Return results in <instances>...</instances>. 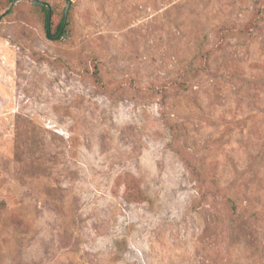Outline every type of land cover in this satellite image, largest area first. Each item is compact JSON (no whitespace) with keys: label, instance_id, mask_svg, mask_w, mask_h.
Masks as SVG:
<instances>
[{"label":"rangeland","instance_id":"rangeland-1","mask_svg":"<svg viewBox=\"0 0 264 264\" xmlns=\"http://www.w3.org/2000/svg\"><path fill=\"white\" fill-rule=\"evenodd\" d=\"M0 200V264H264V0H17Z\"/></svg>","mask_w":264,"mask_h":264},{"label":"water","instance_id":"water-1","mask_svg":"<svg viewBox=\"0 0 264 264\" xmlns=\"http://www.w3.org/2000/svg\"><path fill=\"white\" fill-rule=\"evenodd\" d=\"M16 1L17 0H14L13 2H11L9 8L6 9V11L4 13H8L12 9V7ZM31 1L36 5H41V6L46 8V22H45L46 36L50 39H56V38L60 37L62 32H63L64 26H65L66 16H67V12H68V8L70 6L71 0H65V8H64L63 16H62V22H61L59 29L54 34H51V28H50V18H51V6H50V4L45 0H31ZM4 13L0 14V18L4 15Z\"/></svg>","mask_w":264,"mask_h":264},{"label":"trees","instance_id":"trees-1","mask_svg":"<svg viewBox=\"0 0 264 264\" xmlns=\"http://www.w3.org/2000/svg\"><path fill=\"white\" fill-rule=\"evenodd\" d=\"M36 7L44 14L45 16V22H46V8L41 6V5H36ZM55 16L54 13L51 9V18H50V28L51 30H58L61 22H62V18L60 20H57V22H55ZM253 29H257V25H251L248 26L247 28H231L232 31H234L237 35H242V36H246L248 34V32ZM5 205V202L0 200V208H2ZM225 206L227 207V209L233 213L236 212L237 210V206L234 203V201L231 198H226V203Z\"/></svg>","mask_w":264,"mask_h":264}]
</instances>
